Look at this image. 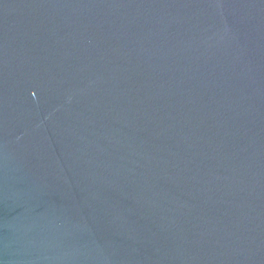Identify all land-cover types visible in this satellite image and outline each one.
Listing matches in <instances>:
<instances>
[{
	"label": "water",
	"instance_id": "95a60500",
	"mask_svg": "<svg viewBox=\"0 0 264 264\" xmlns=\"http://www.w3.org/2000/svg\"><path fill=\"white\" fill-rule=\"evenodd\" d=\"M0 264H264V0H0Z\"/></svg>",
	"mask_w": 264,
	"mask_h": 264
}]
</instances>
